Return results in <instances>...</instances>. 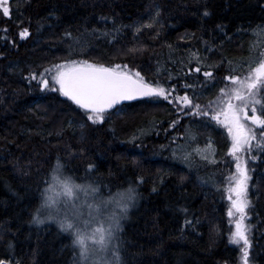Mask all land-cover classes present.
Returning <instances> with one entry per match:
<instances>
[{
  "label": "trees",
  "instance_id": "1",
  "mask_svg": "<svg viewBox=\"0 0 264 264\" xmlns=\"http://www.w3.org/2000/svg\"><path fill=\"white\" fill-rule=\"evenodd\" d=\"M10 3V17L0 12V260L78 264V248L67 232L33 220L59 161L78 182L101 188L102 196L136 188L138 201L118 233L120 264H240L241 249L229 240L223 192L203 182L202 171L167 153L149 158L152 141L176 145L180 141L173 143L171 134L188 131L190 119L206 122L185 111L179 129L172 128L175 110L157 96L105 110L106 120L93 124L69 97L52 90V84L43 89L38 81L45 69L63 62L126 65L145 82L207 107L225 86L224 78L234 73L231 69L249 56L253 32L264 29V0ZM24 28L30 35L21 39ZM260 95L264 101V85ZM256 113L262 114L259 105ZM152 120L155 127L148 131ZM249 125L259 139L243 151L255 161L251 169H260L253 174L245 210L248 263L264 264V126ZM143 130L144 136L131 141ZM193 130L188 133L214 148L217 164L230 159L224 131L214 124L211 132Z\"/></svg>",
  "mask_w": 264,
  "mask_h": 264
},
{
  "label": "snow or ice",
  "instance_id": "2",
  "mask_svg": "<svg viewBox=\"0 0 264 264\" xmlns=\"http://www.w3.org/2000/svg\"><path fill=\"white\" fill-rule=\"evenodd\" d=\"M0 12L4 17H10L11 3L10 0H0ZM205 15H208L205 12ZM7 31V28L4 29ZM30 35L27 28L19 32L21 39H25ZM6 38V37H5ZM126 67V66H125ZM55 74L51 77L55 84L59 85L58 91L63 95L69 97L82 109L86 110L87 120L93 124L103 121L105 118V110L111 109L122 101H131L138 98L159 96L168 99L169 92L163 87H154L152 84L144 81L139 72L130 75L126 71H121L120 65L113 67H105L104 65L88 64L83 62L77 64L75 61L65 62L64 64L54 65ZM52 71V68L45 69L40 73L41 79L38 81L43 89L49 88V80L44 78L46 73ZM196 72L200 68L195 69ZM205 77H212L211 72H205ZM33 80L36 79V74H32ZM225 80L231 81L235 85H240L236 88H221L220 98H218L217 105L219 110L211 117L219 124H223L231 136V148L229 149L232 155L243 151L254 136L249 135L250 129H246L242 120L247 119L253 124L264 126V101L255 99L258 85H264V60L258 62L255 67H250L244 79L239 76H228ZM181 103L191 105L192 101L187 95L176 97ZM239 103H234L233 101ZM259 105L261 115H256L257 107ZM251 106L253 115H248V108ZM197 114H204L200 112V105H194ZM223 116V119H221ZM175 123V122H173ZM239 161V157H237ZM62 165L57 162L56 167L52 170L51 179L53 184L62 186L63 191L68 195L73 194V189H83L84 186L75 184L71 176H63L61 169ZM89 169H93L94 165L89 164ZM238 175L232 177L235 180V186L229 189V192H235L236 198L232 199L229 195L228 199L232 202V207L228 209V215L231 217L235 213H239V219L235 221V230L230 232V243L240 245L243 242L241 249L242 264H248L250 241L247 236L248 229L244 225L245 209L248 205L246 199L247 175L246 167L238 162L236 164ZM141 182L143 178H139ZM49 184V189L53 187ZM90 187V186H89ZM47 191V189H46ZM96 191V189H92ZM153 191H156L153 188ZM138 194L135 189L129 187L123 192H118L113 198V202L118 207L122 208L124 212L127 211L129 203H131ZM51 198L46 197L43 203L35 209L33 220L36 223H41V214L48 209ZM69 214L71 219L68 218ZM82 213L75 210L69 213L65 210V219L61 222L60 227L66 231L71 232L73 236L72 243L80 249V256L82 260L87 259L91 252H94L99 246L101 250H106L108 245L116 239L114 232L119 228V217L113 215L110 217V223L107 229L97 227L90 230V225L93 223L91 218L82 220L80 217ZM49 219L52 217L49 216ZM185 223H191L186 221ZM91 241V243H89ZM0 264H10L9 261L0 260Z\"/></svg>",
  "mask_w": 264,
  "mask_h": 264
},
{
  "label": "rangeland",
  "instance_id": "3",
  "mask_svg": "<svg viewBox=\"0 0 264 264\" xmlns=\"http://www.w3.org/2000/svg\"><path fill=\"white\" fill-rule=\"evenodd\" d=\"M253 39L254 43L252 44V47L249 52V56L243 57L231 70L232 76H239L241 79H244L247 75L250 67H255L259 61L264 60V29L261 31H255L253 32ZM83 62H87L90 64V62L86 61L85 59H82L79 61V63L76 61L77 64H81ZM65 62L61 63L64 64ZM121 71H126L130 75H133L134 73L138 72L135 67H128L126 65H120ZM126 66V67H125ZM52 71L48 74H51L52 76L55 74V69L53 67ZM141 76V75H140ZM143 77V76H141ZM228 77V76H227ZM144 79V77H143ZM53 85L51 88L54 91H58L59 85L55 84L54 81L51 79L49 81V86ZM223 88H238L240 85H235L231 81L225 80ZM262 85H258L257 89L254 91L257 92V95L255 99L261 100L260 95V88ZM169 92L168 99H165L164 97H157L156 99H163L165 102H168L171 104L175 110V115L177 116V119L172 120L168 125H170L172 128L175 126L176 130L179 129L181 124V116L184 114L185 111H190L191 114L195 116V119L206 122V124H199L194 123L192 119H190V123L188 125H191L190 128H186L188 131L185 133L179 134L177 132L171 134V139H173V143H176L177 141L180 143L176 145H170V146H162V141L156 140L152 141L151 144L156 143L154 147L150 144V159L159 158L165 153H167L170 157H174L177 161H179L182 165L195 168V170L200 173V171L203 172V182H207L212 186V190L216 191H222L225 201L228 205V209L232 207V202L228 199L229 195L232 196V199L236 198L235 192H229V189L231 187L235 186V180L232 179L234 175H238L236 164L239 162L242 167H246L247 169V175L249 177L247 181V189H246V199L249 201V194L251 189L253 188V174L256 173L260 168H253L251 169V165H255V161L248 156V151H240L236 153V155H232L229 151V158L230 159H223L222 160V166L221 164H217L220 162L218 159H216L215 150L211 146H204L202 143H200L196 136L190 135L189 131H194L193 128L196 126V128L201 129L202 131H213V124L215 127L221 129L224 131L226 136L228 137V140L230 141L229 149L231 148V136L228 134L227 128L223 124L217 123L215 120H213L211 117L215 114V111H218V105L217 101L218 98H220L221 94H219L215 99L214 103H208L207 107L200 108L201 113H207V115L204 114H197V110L194 109V105H185L181 103L179 100L176 99V97H182L179 95H176L175 93L168 90L167 87H163ZM60 92V91H59ZM187 95V94H186ZM188 96V95H187ZM189 97V96H188ZM160 101V100H159ZM234 103H239L238 101H233ZM199 105V104H195ZM257 107V105H256ZM251 106L248 108V115H253L252 111L250 110ZM85 110V109H84ZM86 111V110H85ZM206 111V112H205ZM257 115V113H255ZM86 117V113H85ZM107 118V112H105V118L103 121L97 122V123H103ZM87 119V117H86ZM221 119H223V116H221ZM214 121L211 122V121ZM175 122V123H173ZM252 121L244 119L242 120V123H244L246 129H250L249 135H252V128L250 127L249 123ZM156 121L152 120L147 124L148 131H151L155 127ZM196 133V131H194ZM146 134V131H140L138 134H135V136L132 137V140L134 143L138 141V138L140 136H144ZM150 139V138H148ZM256 139H259L256 137ZM256 139H251L249 141V144L252 142H257ZM162 143V144H161ZM248 144V145H249ZM247 145V146H248ZM162 146V147H161ZM149 147H146L149 148ZM151 149H154L153 151ZM256 150V149H255ZM237 157H239V161L237 160ZM82 172V169L80 170ZM61 172L63 176H70L66 171H64V167H62ZM75 184L84 186L83 189H73V194L68 195L66 192L63 191L62 186L59 184H53L52 179H50L49 184H53V187L49 189V184L47 186V191L45 192V197H50V203L48 206V209L46 211H43L41 214V223H38L40 225H47V224H54L58 226L62 231H64L60 224L65 219V210H67L69 213L71 211L75 210L76 212L82 213V216L80 219L87 220L91 218L93 220V223L90 225V230L95 229L97 227H101L104 229H107L110 223V217L113 215H116L119 217V228L115 230L114 235L116 239H114L111 244L108 245L106 250H101L99 246H97L96 250L94 252H91L86 261L81 259L80 256V249L79 251V261L78 264H120V260L118 257V233L120 230V227L123 225L125 221L128 220L129 214L131 210H133L135 204L138 201V195L136 198L129 203V206L127 208V211L124 212L122 208L118 207L116 203L113 202V198L118 192H123L127 190H118L114 192L111 195L102 196L101 188L93 186L90 184L89 181L87 182H78L71 176ZM90 186V187H89ZM133 188V187H132ZM92 189H96V191H92ZM135 192H137L136 188ZM248 207V205H247ZM246 207V208H247ZM246 210V209H245ZM233 216L228 215V219L231 226V231L235 230V221L239 219V213H235ZM51 216L52 218L49 219L48 217ZM69 219H71V215L68 216ZM244 225L248 229L247 236L249 239V233H250V227L248 226V216L245 213V219H244ZM66 232V231H65ZM73 240V236L71 232H67ZM91 243V241H89ZM232 244V243H231ZM235 245V244H233ZM240 249L243 247V242H241L240 245H236ZM240 264H242V260H240ZM248 264H252L249 262Z\"/></svg>",
  "mask_w": 264,
  "mask_h": 264
},
{
  "label": "water",
  "instance_id": "4",
  "mask_svg": "<svg viewBox=\"0 0 264 264\" xmlns=\"http://www.w3.org/2000/svg\"><path fill=\"white\" fill-rule=\"evenodd\" d=\"M154 87H155V86H154ZM153 97H156V96H153ZM146 98H152V97L138 98V99L131 100V101H122V102H120V103L117 104V105H120V104H122V103H127V102H132V101L140 100V99H146ZM117 105H115V106H117ZM115 106H114V107H115ZM106 110H109V109H106Z\"/></svg>",
  "mask_w": 264,
  "mask_h": 264
}]
</instances>
